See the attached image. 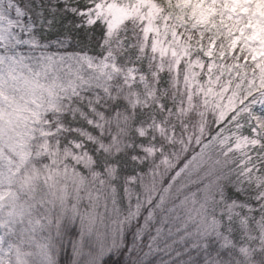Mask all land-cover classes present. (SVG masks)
I'll use <instances>...</instances> for the list:
<instances>
[{"label":"snow or ice","instance_id":"snow-or-ice-1","mask_svg":"<svg viewBox=\"0 0 264 264\" xmlns=\"http://www.w3.org/2000/svg\"><path fill=\"white\" fill-rule=\"evenodd\" d=\"M0 264H264V0H0Z\"/></svg>","mask_w":264,"mask_h":264}]
</instances>
